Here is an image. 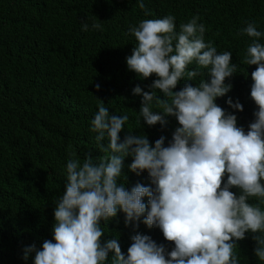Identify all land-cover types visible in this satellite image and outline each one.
<instances>
[{
	"label": "trees",
	"instance_id": "obj_1",
	"mask_svg": "<svg viewBox=\"0 0 264 264\" xmlns=\"http://www.w3.org/2000/svg\"><path fill=\"white\" fill-rule=\"evenodd\" d=\"M0 0V264H34V253L27 261L24 249L42 248L52 240L54 208L64 194L67 163L88 155L99 164L111 152H102L91 131L92 120L101 101L110 115L128 116L119 134L120 142L132 133L145 135L151 145L164 137L167 146L177 127L175 117H166L165 126H148L139 111L142 96L133 95L138 85L149 91L155 75L143 80L127 68L126 58L137 45L130 27L145 19L175 17L180 25L199 17L205 27V43L211 42L217 53L230 51L237 65L233 77L226 79L232 90L218 97L216 104L237 117V126L245 132L256 119L258 108L251 99V73L256 66L243 63L253 38L240 31L254 23L264 33V0ZM145 9L150 13L146 15ZM87 24L88 30H82ZM99 24V28H93ZM264 44V36L259 38ZM188 70L200 74L192 81L178 82L173 92L186 84L198 86L210 82L208 69L195 62ZM100 85L99 91L96 85ZM157 97L168 99L159 90ZM237 101L243 111L230 108L227 100ZM101 100V101H100ZM170 103V100H169ZM154 112L162 108L152 104ZM105 147L107 137L101 141ZM132 157L123 161L122 183L127 190L136 184L153 187L147 172L139 176L130 171ZM227 177L224 182L226 183ZM239 196L240 190L230 189ZM145 204L147 197L143 198ZM248 202L264 211V202L250 197ZM141 222L125 223L118 212L110 221H102L103 241L118 239L127 255L131 237L149 236L166 253L174 244L166 241L159 228ZM248 232L236 241L234 253L238 264H264L254 254L256 241ZM105 264H113V253Z\"/></svg>",
	"mask_w": 264,
	"mask_h": 264
},
{
	"label": "clouds",
	"instance_id": "obj_2",
	"mask_svg": "<svg viewBox=\"0 0 264 264\" xmlns=\"http://www.w3.org/2000/svg\"><path fill=\"white\" fill-rule=\"evenodd\" d=\"M138 4L145 8L143 0ZM198 20L194 16L181 24L179 33L172 15L130 27L137 45L126 58L128 70L143 80L156 77L149 91L138 85L133 89V95L142 96L139 113L148 126L163 127L171 116L179 127L167 146L164 137L153 146L147 136L132 133L121 143L119 134L129 118L110 115L100 100L91 131L97 133L100 150L111 155L99 164L91 155L82 166L79 160L68 161L64 194L54 208L53 239L45 240L41 249L25 248V261L34 253V264H105L113 253V264H238L235 242L248 232L264 234V211L248 202L250 197L264 202V44L259 42L264 33L254 23L240 31L253 38L243 63L256 66L250 95L258 111L245 132L237 126V117L215 102L232 90L231 84H225L237 70L232 53L218 54L211 42L205 43V27ZM82 30L87 31L88 25ZM193 62L208 69L210 82L202 79L198 86L186 84L174 93L185 75L192 81L200 74L188 70ZM154 89L168 99L157 97ZM154 101L162 112L152 110ZM227 104L243 111L238 101L229 98ZM106 137L105 147L101 141ZM128 156L130 171L138 176L147 172L153 187L138 183L129 191L118 183ZM232 188L241 194L237 196ZM118 212L125 214L126 225L138 224L144 217L143 224L159 228L174 248L166 253L149 236L136 234L125 256L118 239H102L101 222ZM254 239V254L264 261V238L255 235Z\"/></svg>",
	"mask_w": 264,
	"mask_h": 264
}]
</instances>
